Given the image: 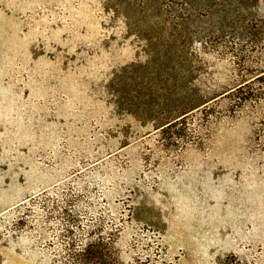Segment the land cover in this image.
Instances as JSON below:
<instances>
[{"label": "rangeland", "instance_id": "374dc122", "mask_svg": "<svg viewBox=\"0 0 264 264\" xmlns=\"http://www.w3.org/2000/svg\"><path fill=\"white\" fill-rule=\"evenodd\" d=\"M174 2L0 0V264H264V99L159 130L264 69V0Z\"/></svg>", "mask_w": 264, "mask_h": 264}, {"label": "trees", "instance_id": "16d2710c", "mask_svg": "<svg viewBox=\"0 0 264 264\" xmlns=\"http://www.w3.org/2000/svg\"><path fill=\"white\" fill-rule=\"evenodd\" d=\"M102 4L106 11L111 12L112 14L117 16H122L124 19L126 17V23H128L127 21H129L130 18L128 16H125L127 11H131L137 8H142L144 5L145 6L153 5L158 8L159 13L162 12L163 14V9H164V13L167 14L168 9L171 8L170 6L174 5L175 2L174 0H103ZM130 23H132L131 20ZM172 29L175 32L177 30L176 27H172ZM205 42L211 43V41H205ZM216 44L217 42L215 43L213 42L210 45H207L208 49L213 53H217V51H219L217 49L218 46ZM161 46L162 44L160 46L156 44L155 45L152 44V48H153L152 51L150 52V50L148 49L146 50L150 52V53L149 52L146 53L147 58L149 59L150 62L153 63L162 58V56H159V49ZM166 46L170 49H173L175 52L177 51L184 52L186 50L188 51L187 52L188 54L191 48V44H186L182 40H175L174 42L167 43ZM153 54H155V56H151ZM191 56H193V54H191ZM162 61L168 62L167 59L165 60L162 59ZM243 79L244 80L241 81V83H239L234 88L227 89L224 92L221 91L222 93L221 92L217 93L208 100H202V102L190 106L179 117H176L172 121L166 123L164 126L159 128V130L163 133H168L171 130L177 128L179 125H183L187 121V118L193 114V112L205 110L207 109V107L211 106L212 104L215 105L218 104L223 99L224 100L236 99L238 105H240L241 107H244L246 103L251 104L263 100L264 99V69L259 70L256 73L250 74L249 76ZM178 131L179 130L176 131V134L178 133ZM102 246L103 244L101 243V241H98L97 243L94 242L88 244L84 250L79 252L78 255H81L82 257L83 255L84 256L86 255L87 258L85 259L89 261H99V258L102 255V251H101V249H103L101 248Z\"/></svg>", "mask_w": 264, "mask_h": 264}]
</instances>
